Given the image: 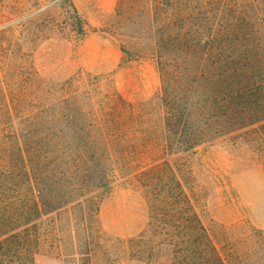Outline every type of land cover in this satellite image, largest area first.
Listing matches in <instances>:
<instances>
[{"label": "rangeland", "instance_id": "374dc122", "mask_svg": "<svg viewBox=\"0 0 264 264\" xmlns=\"http://www.w3.org/2000/svg\"><path fill=\"white\" fill-rule=\"evenodd\" d=\"M187 2L0 0V264H264V84L243 121L199 91L170 119L165 65L195 72L201 48ZM64 115L88 177L14 180Z\"/></svg>", "mask_w": 264, "mask_h": 264}, {"label": "trees", "instance_id": "16d2710c", "mask_svg": "<svg viewBox=\"0 0 264 264\" xmlns=\"http://www.w3.org/2000/svg\"><path fill=\"white\" fill-rule=\"evenodd\" d=\"M196 1L197 4L187 2L186 9L188 13L196 15L192 26L196 29L195 33L201 47L196 57L198 67L195 72L188 68L185 76L184 69L165 65L168 76L166 86L168 92L171 91L169 117L174 121L181 116V119L185 117L190 122L195 117L193 108L196 106L191 103V93L196 95L199 91L202 104L204 99L209 100L211 105H221L224 113L230 112L234 120L243 121L250 116L249 112L255 108L254 106L258 105L257 102H252L257 98L256 92L263 90L264 76L259 78V74L264 72V43L255 39L249 22L237 17L241 14L240 0ZM249 1L253 16H256V12L253 11L256 0ZM194 75L197 77V88L192 89L190 84L194 80ZM207 109L209 107L206 104L200 106L201 113ZM260 112L262 111L256 110V114ZM45 125L47 128L36 138L37 148L32 152L36 162H33V156L31 159V154L28 155L23 170L12 178L33 183L55 179L59 175L62 177L67 175L72 180L79 175L88 177L90 170H87L84 164L75 166L67 162L73 153L72 148L68 147L70 144L57 141L60 138H68L61 130L65 126L69 128L75 126L74 118L68 115L55 117L46 121ZM55 129L58 131L54 132ZM115 154L117 155L116 152ZM61 165L64 166L62 171ZM13 186L11 192L18 194L19 185L15 183ZM185 221L190 224L196 223L194 218ZM190 230L204 233V228ZM214 252L213 256L203 258V262L225 264L217 251Z\"/></svg>", "mask_w": 264, "mask_h": 264}]
</instances>
